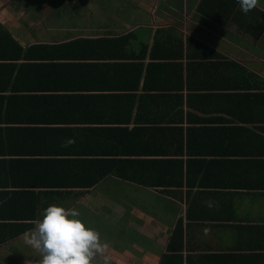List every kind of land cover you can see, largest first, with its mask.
Masks as SVG:
<instances>
[{
  "label": "crops",
  "instance_id": "obj_1",
  "mask_svg": "<svg viewBox=\"0 0 264 264\" xmlns=\"http://www.w3.org/2000/svg\"><path fill=\"white\" fill-rule=\"evenodd\" d=\"M256 9L252 27L237 0H0V264H38L22 235L52 204L100 232L109 264H264ZM48 148L68 163L38 160Z\"/></svg>",
  "mask_w": 264,
  "mask_h": 264
},
{
  "label": "clouds",
  "instance_id": "obj_2",
  "mask_svg": "<svg viewBox=\"0 0 264 264\" xmlns=\"http://www.w3.org/2000/svg\"><path fill=\"white\" fill-rule=\"evenodd\" d=\"M260 0H237L241 11L247 15L256 9ZM66 140L61 146L74 144ZM208 208L216 206L206 201ZM34 227L22 235L24 243L39 253L38 264H93L99 255L104 264H109L106 255L110 245L101 239L100 232L88 226L75 209L56 204L49 205L39 219L31 221ZM205 234L209 229H205Z\"/></svg>",
  "mask_w": 264,
  "mask_h": 264
},
{
  "label": "trees",
  "instance_id": "obj_3",
  "mask_svg": "<svg viewBox=\"0 0 264 264\" xmlns=\"http://www.w3.org/2000/svg\"><path fill=\"white\" fill-rule=\"evenodd\" d=\"M263 13L258 10V9H254L252 10V27L254 26L253 22H257L259 20V17H262ZM9 38V37H8ZM11 40V42H14L13 39L9 38ZM83 41H80V43H82ZM75 45V43H68L62 46V49H64L65 47H73ZM66 49V48H65ZM50 48L46 47V46H32L28 49L26 56L27 57H40V53L41 51H49ZM16 51L18 53V58H20L24 52V49L19 45L16 44ZM53 51V50H51ZM25 55V54H24ZM63 57H68V56H63ZM47 122L51 123L52 125H56L58 123L56 122L54 119H49L47 120ZM39 153V152H38ZM43 155L42 157H37L39 158L38 160H41L42 163H51L52 165H54L55 167L53 169H56V165H58V163L60 165H63V163H68L67 160H59V158H54V156H63V152L62 151H56V149H46L42 152ZM60 154V155H59ZM110 170H102L100 171L98 175L94 176L93 178L90 177L89 174L83 176L80 175L79 178L76 179H48V181H46L45 183L41 184L44 185L46 188H68V187H72V188H91L93 186H95L97 183L100 182V180L102 179L103 176H105ZM181 222L178 223L174 235L172 237V243L175 244L176 240H180L182 241V236H183V230H182V226H181ZM182 244V243H181ZM181 244L180 247L178 249H181Z\"/></svg>",
  "mask_w": 264,
  "mask_h": 264
},
{
  "label": "rangeland",
  "instance_id": "obj_4",
  "mask_svg": "<svg viewBox=\"0 0 264 264\" xmlns=\"http://www.w3.org/2000/svg\"><path fill=\"white\" fill-rule=\"evenodd\" d=\"M259 4L262 6V7H264V0H260V2H259ZM257 52H258V54H260L261 56H264V48L263 47H258L257 49ZM110 225V224H109ZM111 226V225H110ZM110 228H108V229H106L107 231L109 230ZM111 233H113V234H117V233H119V226H117V227H115L114 229H113V232H111ZM102 238V237H101Z\"/></svg>",
  "mask_w": 264,
  "mask_h": 264
}]
</instances>
